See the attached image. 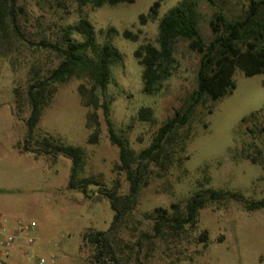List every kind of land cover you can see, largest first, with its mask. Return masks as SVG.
I'll return each instance as SVG.
<instances>
[{
	"label": "rangeland",
	"instance_id": "374dc122",
	"mask_svg": "<svg viewBox=\"0 0 264 264\" xmlns=\"http://www.w3.org/2000/svg\"><path fill=\"white\" fill-rule=\"evenodd\" d=\"M155 1L81 7L78 0H14L25 39L17 36L12 22L0 29V213L10 226L19 218L34 220L36 241L27 246L24 238L19 239L8 257L0 256V264H40V257L46 259L44 264H103L94 263L96 246L84 237L108 230L114 219L109 199L100 192L125 195L130 190L104 110H97L100 136L92 143L89 137L95 126L88 125L87 115L94 109L83 104L79 93L81 84H91L84 76H73L55 84L56 93L31 140L32 148L44 137L82 147L85 159L78 177L99 182L85 194L65 186L70 159H41L24 151L30 114L26 90L62 60L46 44H64L67 28L87 18L98 43H113L123 56L113 67V80L105 93L99 92L101 102H110L118 135L136 152L147 148L163 123L191 103L202 56L189 40L180 39L173 74L159 93L144 92L143 67L135 51L145 43L157 44L160 18L181 0H162L157 16L151 17ZM249 4L250 0H215L214 5L199 0L203 40L213 38L211 21L216 11L231 20L240 19ZM260 20L264 22V5ZM126 30L137 34L138 40L126 38ZM72 37L84 39L78 31ZM234 79L232 93L198 104L189 123L176 132L167 170L154 162L142 167L148 183L142 185L136 203L112 237L122 264H264V207H247L264 199V74L247 77L237 69ZM143 107L152 109L151 119L141 118ZM210 188L239 192L245 199L209 201L199 210L196 225L174 230L170 220L175 212L184 211L189 198ZM158 208L167 210L168 217L160 226L156 221L163 212Z\"/></svg>",
	"mask_w": 264,
	"mask_h": 264
},
{
	"label": "trees",
	"instance_id": "16d2710c",
	"mask_svg": "<svg viewBox=\"0 0 264 264\" xmlns=\"http://www.w3.org/2000/svg\"><path fill=\"white\" fill-rule=\"evenodd\" d=\"M136 0H78L81 7L92 4L100 7L105 4L133 3ZM214 5L215 0H206ZM14 0H0V29L12 22L17 36L25 39L17 23ZM162 0H156L150 7L149 16L156 17ZM264 0H250L249 9L243 18L228 19L222 12L216 11L211 21L213 38L205 42L200 34L201 13L198 10L199 0H181L159 20L157 44L145 43L140 45L135 56L143 67V90L148 94L159 93L166 79L175 67V46L180 39L190 41V47L202 54L197 70V89L191 95V103L184 111H177L168 118L158 129L152 143L140 152L133 150L127 139L118 135L110 117V102H101L100 93H105L109 83L113 80V67L123 56L121 51L111 42L99 44L94 25L87 18H81L78 23L69 26L67 39L64 44H46L59 52L62 60L60 64L50 70L42 78L34 79L26 90V98L30 105V114L26 120L28 131L24 142V151L36 155H63L72 161L71 175L68 182L69 189H77L86 194L91 185L99 182L92 177H78L83 167L85 152L80 146L56 142L53 138L44 137L36 140L32 148L31 140L38 125L43 110L48 107L56 93L55 84L65 82L73 76H84L89 79L90 86L81 84L79 93L82 102L93 111L87 115L88 125L95 126L89 137L92 143L98 142L100 136V121L97 110L102 107L108 124L111 141L120 149V169L126 170L130 180L128 194L120 195L116 191L100 192L110 201L114 210V219L108 230H98L85 234V239L96 246L95 262L103 264H122L115 251L112 237H116L119 225L136 203L142 185L148 183L143 180L142 167L154 162L167 170L172 162L171 148L176 141V132L186 126L198 104L208 98L212 101L222 97L236 88L234 75L240 69L245 76L251 77L264 74V22L260 20L261 7ZM140 18L144 21L145 16ZM78 31L83 40L72 37V32ZM110 31H116L114 29ZM123 35L133 41L138 35L130 30ZM100 92V93H99ZM152 109L143 107L140 116L144 120L152 118ZM229 198L244 201V196L227 189H208L189 198L184 211L175 212L171 227L180 232L186 224L196 225L198 213L209 201H223ZM178 208L179 206L175 205ZM248 209L264 207V199L247 204ZM163 212L157 225L167 219V210ZM108 257L110 259H103Z\"/></svg>",
	"mask_w": 264,
	"mask_h": 264
},
{
	"label": "built area",
	"instance_id": "2783aa9c",
	"mask_svg": "<svg viewBox=\"0 0 264 264\" xmlns=\"http://www.w3.org/2000/svg\"><path fill=\"white\" fill-rule=\"evenodd\" d=\"M36 222L34 220L17 219L13 226L8 224L7 219L0 213V256L8 257L12 249L18 244V240L25 239L27 246H32L36 238L34 236V229ZM27 256L30 255V251H24ZM46 259L44 257L39 258V263L44 264Z\"/></svg>",
	"mask_w": 264,
	"mask_h": 264
},
{
	"label": "crops",
	"instance_id": "0c3cea01",
	"mask_svg": "<svg viewBox=\"0 0 264 264\" xmlns=\"http://www.w3.org/2000/svg\"><path fill=\"white\" fill-rule=\"evenodd\" d=\"M60 156H63V155H57V156L39 155V157H41V159L44 158V157H51V158L56 159V158H58V157H60ZM36 157H37V156H36ZM64 157H65V156H64ZM66 158H68V157H66ZM68 159H70V158H68ZM70 160H71V159H70ZM71 169H72V161H71ZM70 175H71V173H70ZM69 178H70V176H69ZM68 182H69V180L65 182V186H68ZM55 183H57V181H55ZM58 183H60V182H58ZM51 186H52V184H51ZM18 245H19V244H18ZM13 249H14V248H13Z\"/></svg>",
	"mask_w": 264,
	"mask_h": 264
}]
</instances>
